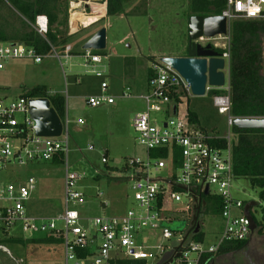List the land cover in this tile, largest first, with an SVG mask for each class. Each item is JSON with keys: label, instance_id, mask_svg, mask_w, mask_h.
<instances>
[{"label": "built area", "instance_id": "obj_1", "mask_svg": "<svg viewBox=\"0 0 264 264\" xmlns=\"http://www.w3.org/2000/svg\"><path fill=\"white\" fill-rule=\"evenodd\" d=\"M92 3V0H74L71 6L73 11H81L88 17L85 5L92 10ZM71 16L70 31L76 34L79 30L77 26L73 28V14ZM221 16L227 19L229 36L225 39L230 41L234 22L264 21V0H227ZM31 26L45 38L49 32V19L39 15ZM79 26L86 29L90 24L80 22ZM212 40L201 38L199 43L205 46ZM61 53L53 48L52 54L43 55L24 42L0 41V71L12 60L42 64L48 56L67 61L79 57L83 59L85 75L97 79L108 75L104 55L98 51H75L67 44ZM223 54L230 61L229 49ZM150 71L147 92L142 97L146 108L133 119V128L140 144L147 150V158L126 160L134 206L122 216L90 219L82 215L78 207L86 204V197L79 190L81 178L68 170L65 212L54 218L31 216L27 204L37 189V182L33 176L21 181L15 167L53 161L61 154H68V136L64 131L57 138L35 134V122L29 109L30 101L35 98L23 94L12 100L0 97V173L6 172L12 178L6 184L0 181V231L10 234L18 229L28 236L45 234L60 239L64 247V264H114L120 260L158 264L168 252L174 253L168 264H202L224 245L247 241L254 234L245 212L247 205L234 194L235 135H214L191 121L189 114L185 120L179 119V106L192 96L191 87L176 70L162 62V57L151 63ZM76 82L80 84L79 79ZM108 88V83L102 82V94L87 98L88 107L97 109L115 105V98L106 94ZM214 89L207 87V92ZM229 91L228 87L225 94L214 95L212 99L219 114L227 116L228 125L233 128L237 118L231 114ZM123 96L132 97L131 89L127 88ZM157 114L162 118H156L154 115ZM78 123L84 124L81 119ZM220 141H225L226 145H220ZM106 162L104 158L103 163ZM206 190L208 194H205ZM98 196L102 198V194ZM219 200L221 214H207L209 206L219 205ZM102 205L109 206L106 201ZM197 207H200L199 219L191 231ZM253 207L251 215L254 218ZM207 215L220 216L223 224L214 244H206V234L201 229L196 231L204 226L201 218ZM176 223H186V226L175 231L171 225ZM196 233H204L205 239L196 241ZM0 250L11 256L7 247L0 245ZM86 250L90 255L81 257L79 252ZM178 253L180 256L176 257Z\"/></svg>", "mask_w": 264, "mask_h": 264}, {"label": "rangeland", "instance_id": "obj_2", "mask_svg": "<svg viewBox=\"0 0 264 264\" xmlns=\"http://www.w3.org/2000/svg\"><path fill=\"white\" fill-rule=\"evenodd\" d=\"M73 1L59 0V20L53 26L52 33L57 36L58 41L66 39L75 51H79L83 47L81 42L84 37L93 28L84 29L78 23L79 31L71 34L69 24L71 15L75 12L71 6ZM188 2L191 3V0H126L125 13L108 17L103 23L107 30V48L102 52L108 66V75L104 79L85 75L83 59L79 57L67 61L48 56L42 64L12 60L0 71L2 98L12 100L27 89L46 86L50 95L60 94L66 99L64 135L68 136L69 151L64 163L40 161L15 167L21 181L33 176L37 182V189L27 204L31 216L54 218L65 212L67 170L81 178L79 190L84 193L86 204L78 207V210L85 217L93 219L99 216H122L133 208L132 183L128 179L126 160L147 158V150L140 144L139 136L133 128V119L146 108L142 97L147 92L148 70L152 63L150 58L160 51L172 53L181 49V54L187 55L188 18L191 16ZM104 8L101 4L96 9L103 13ZM89 10L87 9L88 15L91 13ZM76 12L82 17L81 11ZM86 17L83 15L82 19L85 20ZM1 21L17 28L23 27L24 23L32 27V21L15 7L13 0H6L2 4ZM225 38L226 36H219L211 43L228 50L230 41ZM57 50L59 54H63L60 49ZM226 75L228 78V68ZM78 79L80 84L76 82ZM102 82L108 83L106 94L114 97L116 104L89 108L87 98L102 94ZM127 88L132 91L130 98L123 96ZM210 92L203 97L192 95L183 100L179 106V119L185 120L191 111L197 114L199 125L203 129L221 137H226L229 133L235 135L228 125L227 116L219 114ZM154 116L162 118L159 114ZM79 119L84 124H79ZM104 158L107 159L106 163H103ZM0 178L4 184L12 181L6 172L0 173ZM99 194H102V198ZM234 194L246 205L255 204L253 216L259 227L249 239L248 250L235 257L216 256V261L222 263L224 260H236L246 264L256 252L254 256L258 261L254 262L264 264V204L259 200L258 191L252 189L246 179L238 178L234 181ZM105 201L108 202V207L102 205ZM201 221L204 226L199 229L206 234V244L216 243L223 226L220 216H203ZM88 225L93 229L91 222ZM34 238L38 237L24 235L18 229L7 236L0 233V240L13 241L5 246L11 256L0 250V264H64L63 244L35 243L32 242ZM20 240L24 243L15 242ZM175 243L171 242L172 245Z\"/></svg>", "mask_w": 264, "mask_h": 264}, {"label": "trees", "instance_id": "obj_3", "mask_svg": "<svg viewBox=\"0 0 264 264\" xmlns=\"http://www.w3.org/2000/svg\"><path fill=\"white\" fill-rule=\"evenodd\" d=\"M227 0H191V16L200 15L204 17L220 16L226 8ZM4 0H0V13ZM58 3L59 0H13L16 8L32 24L39 15H46L49 19V32L45 38L39 36L35 30L28 27L25 23L23 27L17 28L10 23L0 22V41H20L36 49L43 55L52 54L53 48L63 50L67 45V40L58 41L57 36L52 33L53 26L58 22ZM126 0H107L106 17H114L125 13ZM61 47V48H59ZM224 53L225 49H218ZM104 55V52L98 51ZM230 61H229V94L231 97V114L236 118L264 119V21H236L232 24L230 34ZM151 57V62L155 61ZM150 68L148 76L150 75ZM224 89L211 90V97L214 95L225 94ZM23 95L28 98L43 99L50 101L51 107L56 111L59 118L65 125L66 118V99L63 95H50L47 87L38 86L27 89ZM190 120L199 124L196 113L188 112ZM235 134L233 145V161L236 179L243 178L249 181L252 189L258 191L259 200L264 204V130H250L232 128ZM220 145H226L225 141H220ZM65 154H61L53 160V164H63ZM222 205H215L208 208L207 214H221ZM256 221V220H255ZM257 227L259 223L256 221ZM2 235L8 233L0 231ZM38 238L32 242H49L62 244L60 239L48 237L45 234L36 235ZM196 241L205 239L204 233L194 235ZM24 243L23 241H15ZM14 242V243H15ZM13 241L2 239L0 245L6 246ZM247 241L234 242L224 245L218 253L207 257L202 264L216 256L227 254L241 249ZM81 257L90 255L88 250L79 252ZM114 264H148L146 261H126L120 260Z\"/></svg>", "mask_w": 264, "mask_h": 264}, {"label": "water", "instance_id": "obj_4", "mask_svg": "<svg viewBox=\"0 0 264 264\" xmlns=\"http://www.w3.org/2000/svg\"><path fill=\"white\" fill-rule=\"evenodd\" d=\"M219 36H229L227 19L223 16L204 17L194 15L189 18L188 24V45L187 55L183 57H162V62L176 70L191 87L192 95L203 97L207 95V87L215 89H226L229 87V76L226 70L229 69V61L223 57V53L214 49L211 44L202 45L199 43L201 38L209 40ZM107 47V30L101 28L93 35L82 49L93 51H104ZM30 116L35 122V134L39 137L57 138L61 137L64 131V124L56 111L51 107L47 98L35 99L30 101ZM234 126L239 129L264 130V119H243L234 120ZM205 194H208L206 190ZM205 204V203H204ZM251 203L246 206L245 212L251 220L252 231L257 228L255 219L251 215ZM193 218V228L196 227L200 207L196 208ZM186 223H176L171 225L175 231L183 230ZM199 231V227L196 229ZM173 252H168L158 264H168L173 259ZM180 253L176 255L179 257Z\"/></svg>", "mask_w": 264, "mask_h": 264}, {"label": "crops", "instance_id": "obj_5", "mask_svg": "<svg viewBox=\"0 0 264 264\" xmlns=\"http://www.w3.org/2000/svg\"><path fill=\"white\" fill-rule=\"evenodd\" d=\"M96 4H99V5H101V4H103L104 6H105V11H103V13H101L100 15L99 14H92L93 12H92V10H93V5H96ZM98 6H96V8H97ZM85 8H87V9H89L90 7H87V5H85ZM188 8L191 10V3L190 2H188ZM92 10H91V8H90V14L88 15V17H86V19L84 20V19H82L83 18V15H82V17H81V15L78 13V12H76V13H74V15H73V20H72V23H73V28H76V26L78 25V23H80V22H84V24H86V25H89L90 24V26L89 27H87V29L88 28H90V29H92L93 28V30L91 31V33H89V34H87L86 35V37H84L85 39L81 42V44H83L84 45V43H86L93 35H95L101 28H103L104 26V22H105V20L108 18V17H106V13H107V0H100V1H97V2H93L92 3ZM96 11L97 12H100V10L99 9H96ZM104 12H105V14H104ZM85 16V15H84ZM191 17V16H190ZM189 17V18H190ZM189 18H188V24H189ZM84 20V21H83ZM107 48V47H106ZM182 50V49H181ZM180 50V51H181ZM184 50V49H183ZM180 51H178V52H172V53H168V52H164V51H160L159 52V54L158 55H155V56H153V57H155V58H161V57H183V56H185V55H183V54H181V52ZM228 76H229V69H228ZM46 87V86H45ZM110 97H112V96H110Z\"/></svg>", "mask_w": 264, "mask_h": 264}, {"label": "flooded vegetation", "instance_id": "obj_6", "mask_svg": "<svg viewBox=\"0 0 264 264\" xmlns=\"http://www.w3.org/2000/svg\"><path fill=\"white\" fill-rule=\"evenodd\" d=\"M207 44H211L212 46H213V48L214 49H221V47H216V46H214L213 45V43H205V45H207ZM219 51V50H218ZM253 236V235H252ZM252 236L250 237V238H252ZM249 238V239H250ZM249 239L247 240V243H246V245H244L241 249H238V250H235V251H233V252H230V253H227V254H223V255H220L219 256V258L221 257H223V258H225V257H227V256H233V257H235V256H238V255H240V254H242V253H244L246 250H248V243H249ZM255 253L256 252H254L253 253V255L251 256V258H250V260L248 261L249 263H246V264H256L254 261H258V259H256L255 260ZM254 256V257H253ZM257 256V255H256ZM258 257V256H257ZM206 264H242V263H240V262H237L236 260L235 261H223L222 263H219L218 261H216V257H214L213 259H211V260H209L208 262H206Z\"/></svg>", "mask_w": 264, "mask_h": 264}, {"label": "bare ground", "instance_id": "obj_7", "mask_svg": "<svg viewBox=\"0 0 264 264\" xmlns=\"http://www.w3.org/2000/svg\"><path fill=\"white\" fill-rule=\"evenodd\" d=\"M93 2H97V1H100V0H92ZM96 6H99V4H96V5H93V10H92V14H101L100 12H97L96 11ZM104 11H105V8H104ZM102 12V11H101Z\"/></svg>", "mask_w": 264, "mask_h": 264}]
</instances>
